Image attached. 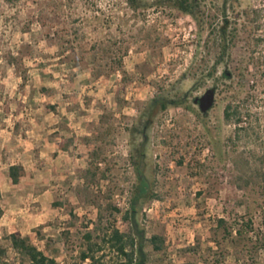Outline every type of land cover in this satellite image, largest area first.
<instances>
[{
	"label": "rangeland",
	"instance_id": "obj_1",
	"mask_svg": "<svg viewBox=\"0 0 264 264\" xmlns=\"http://www.w3.org/2000/svg\"><path fill=\"white\" fill-rule=\"evenodd\" d=\"M188 1L190 13L168 0H143L137 10L128 0H0V249L8 261L19 264L8 239L19 232L58 264H91L79 255L101 206L122 232L136 224L165 240L161 251L146 246L149 264H264V80L257 134L238 135L224 119L240 86L253 89L264 0ZM120 60L123 70L96 77ZM210 89L215 104L202 113L195 99ZM160 97L184 105L146 128ZM12 165L27 172L17 185ZM142 182L157 197L142 200L136 223L126 221ZM107 255L105 264L118 263Z\"/></svg>",
	"mask_w": 264,
	"mask_h": 264
},
{
	"label": "trees",
	"instance_id": "obj_2",
	"mask_svg": "<svg viewBox=\"0 0 264 264\" xmlns=\"http://www.w3.org/2000/svg\"><path fill=\"white\" fill-rule=\"evenodd\" d=\"M131 6L137 10L143 6V0H128ZM171 6L186 12H191V4L188 0H168ZM263 15L260 11H255L253 20L256 23V29L260 31L261 22ZM227 28L222 29L220 35L226 38ZM253 54L251 59L253 62V72L251 79L253 89H247L245 84L240 86V91L237 97L229 102L224 109V119L227 124H233L236 126V133L238 135L248 132L252 129L258 128L261 124V119L255 111L259 105L261 98V83L264 80V37L262 35L254 36L253 39ZM226 46L224 51H226ZM105 69L97 73L96 77H100L104 74H110L118 70H123V62L116 61L112 65H107ZM249 68V67H248ZM226 78H231L226 75ZM184 105V101L169 100L164 97L156 98L152 102V111L150 113L149 122L146 124V128L154 118L161 111L167 110L170 106L180 107ZM264 108V105H263ZM255 134H257L255 132ZM257 138H260L257 135ZM264 161V160H263ZM136 162V165H139ZM141 168H139L140 170ZM27 174L26 169L23 165H12L9 169V177L12 183L17 185L21 179ZM264 175V174H263ZM95 177V176H94ZM131 207L123 215V219L126 221H132L136 223V218L139 214V205L143 199L154 200L157 195L154 193H148V185L141 183L140 190L137 188L131 195ZM114 213H122V210L114 205H108ZM104 210L99 207L98 221L94 224V229L88 230L85 234L84 240L85 245L82 248L79 260L81 262L90 261L91 264H105V259L108 256V251H113L118 257V263L116 264H149V256L145 248L147 245L153 246L155 251H161L165 244V240L159 236H153L147 238L143 231H141L136 224H133V229L130 232H122L115 224L111 221L108 223L104 221ZM112 214V215H113ZM4 215V209L0 205V219ZM114 216V215H113ZM219 224L224 226L226 221L224 219L219 220ZM89 228V227H88ZM233 234V233H232ZM231 233L229 235L233 236ZM243 231H238V236H242ZM11 242V246L19 256V264H58L56 259L49 257L46 253L39 249L28 237H24L19 232L11 233L8 237ZM7 249H0V264H13L8 261ZM190 264V263H188Z\"/></svg>",
	"mask_w": 264,
	"mask_h": 264
},
{
	"label": "water",
	"instance_id": "obj_3",
	"mask_svg": "<svg viewBox=\"0 0 264 264\" xmlns=\"http://www.w3.org/2000/svg\"><path fill=\"white\" fill-rule=\"evenodd\" d=\"M215 99H216V90L210 89L202 97L197 98L195 100V103L199 102L200 103L199 107L202 113H207L213 108L215 104Z\"/></svg>",
	"mask_w": 264,
	"mask_h": 264
},
{
	"label": "flooded vegetation",
	"instance_id": "obj_4",
	"mask_svg": "<svg viewBox=\"0 0 264 264\" xmlns=\"http://www.w3.org/2000/svg\"><path fill=\"white\" fill-rule=\"evenodd\" d=\"M198 98H199V97H198ZM196 99H197V98H196ZM196 99H195V100H196ZM195 104H196V105H199L200 103L198 102V103H195Z\"/></svg>",
	"mask_w": 264,
	"mask_h": 264
}]
</instances>
